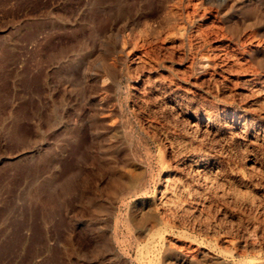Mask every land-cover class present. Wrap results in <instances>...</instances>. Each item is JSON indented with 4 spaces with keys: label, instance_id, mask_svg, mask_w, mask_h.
Masks as SVG:
<instances>
[{
    "label": "rangeland",
    "instance_id": "rangeland-1",
    "mask_svg": "<svg viewBox=\"0 0 264 264\" xmlns=\"http://www.w3.org/2000/svg\"><path fill=\"white\" fill-rule=\"evenodd\" d=\"M0 264H264V0H0Z\"/></svg>",
    "mask_w": 264,
    "mask_h": 264
},
{
    "label": "bare ground",
    "instance_id": "bare-ground-1",
    "mask_svg": "<svg viewBox=\"0 0 264 264\" xmlns=\"http://www.w3.org/2000/svg\"><path fill=\"white\" fill-rule=\"evenodd\" d=\"M195 164V163H194ZM202 164V163H201ZM194 166V165H193ZM207 166V165H206ZM191 167V166H190ZM198 171V170H197ZM195 173V172H194Z\"/></svg>",
    "mask_w": 264,
    "mask_h": 264
}]
</instances>
